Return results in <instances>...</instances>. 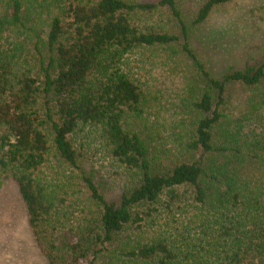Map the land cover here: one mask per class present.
<instances>
[{"label": "trees", "instance_id": "16d2710c", "mask_svg": "<svg viewBox=\"0 0 264 264\" xmlns=\"http://www.w3.org/2000/svg\"><path fill=\"white\" fill-rule=\"evenodd\" d=\"M229 1L0 0V184L67 264H264V59L212 76L185 22Z\"/></svg>", "mask_w": 264, "mask_h": 264}, {"label": "rangeland", "instance_id": "374dc122", "mask_svg": "<svg viewBox=\"0 0 264 264\" xmlns=\"http://www.w3.org/2000/svg\"><path fill=\"white\" fill-rule=\"evenodd\" d=\"M194 8L191 2L184 10L185 22L191 32L190 44L212 76H220L230 66L242 68L264 59V0H230L214 10L207 21L199 26L190 24ZM155 19H159V24L170 32L180 33L179 26L167 15L155 16ZM179 59V68L184 71L182 74L169 65L156 69L161 78L166 77L165 85L161 84L162 100L177 96L182 84L181 81L175 82L176 76H195L197 73L184 53L180 54ZM225 94L228 96L227 111L235 115L244 105L247 91L239 84H233ZM174 110L177 109L173 105H170V110L167 109L168 112ZM167 160H171V157ZM84 168L88 170L90 166L84 165ZM108 170L109 167H102L100 172ZM77 183H72L74 188H77ZM125 236V232L120 233L117 240L107 244L108 248H113ZM51 239H54V247ZM41 240V243L36 240L28 224L16 182L11 176H5L0 184V264H50L47 254H51L55 264H67L66 253L62 252L54 236L49 238L43 235ZM89 258H92V253ZM93 264L107 263L99 255Z\"/></svg>", "mask_w": 264, "mask_h": 264}]
</instances>
